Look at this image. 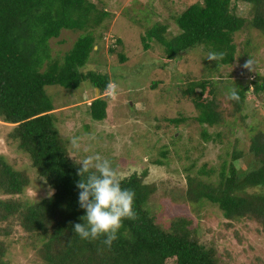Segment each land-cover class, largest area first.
<instances>
[{"label":"trees","instance_id":"obj_1","mask_svg":"<svg viewBox=\"0 0 264 264\" xmlns=\"http://www.w3.org/2000/svg\"><path fill=\"white\" fill-rule=\"evenodd\" d=\"M239 2L253 5L251 19L236 13ZM107 17L91 0H0V120L14 125L9 137L29 155L33 168L53 190L40 201L23 203L18 196L29 186L30 178L0 156V196H4L0 197V224L5 225L0 233L8 237L18 225L42 238L40 255L46 264H224L216 246L200 237L191 217H174L166 227L158 222L150 209L158 186L146 182L147 172L117 177L122 187L134 193L136 219L123 222L119 238L110 248L102 238L81 240L73 231V224L82 222L84 215L76 187L79 165L61 137L56 107L46 87L74 90L90 82L101 94L109 89L112 78L108 73L83 69L104 37L105 31L99 29H108L103 25ZM176 22L177 36L167 39L168 27L156 23L143 41L155 39L163 45L168 62L205 47L215 56L217 68L235 60V35L243 28H255L264 35V0H201L183 11ZM64 30L80 32V36L64 56L53 55L51 40ZM125 59L121 54V60ZM216 89L206 78L192 81L182 90L194 101L201 124L216 126L224 120ZM250 93L264 95L263 75L257 74L250 84L235 91L232 102L236 111L242 110ZM89 111L96 121L106 119L107 99H93ZM186 120L170 119L175 124ZM203 133L205 138L210 135L207 128ZM249 149L251 161L245 168L236 164L244 157L241 151H235L219 170L203 166L196 174L187 168L185 197L193 204L218 206L230 221L256 222L264 232V130L252 136ZM155 163L163 164L161 160ZM214 174L217 177L212 179ZM7 252L0 239V264H11Z\"/></svg>","mask_w":264,"mask_h":264},{"label":"rangeland","instance_id":"obj_2","mask_svg":"<svg viewBox=\"0 0 264 264\" xmlns=\"http://www.w3.org/2000/svg\"><path fill=\"white\" fill-rule=\"evenodd\" d=\"M91 1L109 14L103 22L108 29H99L105 31L104 37L83 69L108 73L112 78L109 89L101 94L90 82L74 90L59 85L46 87L71 159L99 154L110 162L118 178L147 172L146 182L158 186L150 209L160 224L166 227L174 217L189 216L200 237L216 246L224 264H264V232L256 222L230 221L218 206L193 204L185 197L187 168L196 174L203 166L219 170L232 160L235 151L244 155L236 161L238 166L245 168L251 161V138L264 130V95L248 94L242 110L236 111L232 92L250 84L257 74L264 76V35L255 28H243L235 35V60L217 68L214 59H208L210 51L202 46L168 62L164 46L155 39L144 42L143 37L156 23L168 27L167 39L177 36L180 29L176 18L201 0ZM252 11V4L237 5L236 13L247 20L252 18ZM79 36L80 32L64 30L51 40L53 55L64 56ZM146 43L150 47L146 48ZM121 54L126 57L124 61ZM206 78L216 84L220 111L225 115L216 126L199 123L200 112L194 101L182 93L192 81ZM100 96L108 101V115L96 121L89 105ZM182 117L187 120L179 124L170 121ZM13 128V124L0 120V156L30 178L19 199L23 203L40 201L53 190L33 168L29 155L9 137ZM206 128L208 138L203 133ZM159 160L163 164L155 163ZM216 177L214 174L212 179ZM0 239L8 247L6 259L11 264H46L40 255L44 241L22 227L15 225L8 237L0 233Z\"/></svg>","mask_w":264,"mask_h":264},{"label":"clouds","instance_id":"obj_3","mask_svg":"<svg viewBox=\"0 0 264 264\" xmlns=\"http://www.w3.org/2000/svg\"><path fill=\"white\" fill-rule=\"evenodd\" d=\"M208 59L215 56L210 55ZM235 96L233 91L232 98ZM75 163L79 165L77 175L80 177L76 182L78 204L84 215L80 218L82 222L73 224V231L81 240L102 238V243L110 248L119 238L123 222L136 219L134 193L122 187L110 162L99 154L82 160L75 158ZM90 168L95 171L90 172Z\"/></svg>","mask_w":264,"mask_h":264},{"label":"water","instance_id":"obj_4","mask_svg":"<svg viewBox=\"0 0 264 264\" xmlns=\"http://www.w3.org/2000/svg\"><path fill=\"white\" fill-rule=\"evenodd\" d=\"M97 91H98V89H97Z\"/></svg>","mask_w":264,"mask_h":264}]
</instances>
